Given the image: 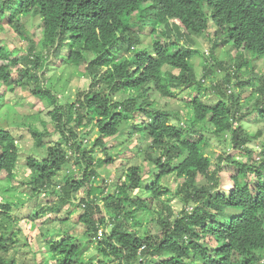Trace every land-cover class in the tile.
Segmentation results:
<instances>
[{"label":"trees","instance_id":"obj_1","mask_svg":"<svg viewBox=\"0 0 264 264\" xmlns=\"http://www.w3.org/2000/svg\"><path fill=\"white\" fill-rule=\"evenodd\" d=\"M29 14L41 17L44 34L39 48L32 42L22 57H18L20 51L0 46V120L10 107L6 95L16 87L29 89L35 84L32 94L54 107L49 115L61 141L47 146V129L33 128L29 117L23 123L37 147H48L41 161L27 160L32 172L30 200L44 193L57 198L50 207L39 205L32 214L58 213L61 208L55 203H70L83 208L78 223L85 227L80 238L66 233L63 239L50 241L45 247L48 258L37 264H94L96 255L102 256L97 264H264V141L254 146L264 131L253 134L244 125L255 115L256 123L264 126V74L240 80L250 71L245 59L226 61L227 66L217 60L219 47L230 43L238 54L253 52L264 58V0H0V31L9 27L25 37L22 22ZM211 27L218 40L211 48L212 60L227 77L207 90L217 93L221 101L210 105L203 93L190 97L185 103L189 117L183 122L184 117L152 97L157 93L175 99L177 88L204 83L195 74L193 58L198 51L192 38L206 34L211 40ZM50 55L63 66L84 65L92 78L89 90L64 107L58 105L52 89L40 84L38 73L47 70ZM205 68L207 78L214 69ZM247 86L253 91L242 102ZM119 94L126 98L117 99ZM135 116L143 119L133 125L131 134L149 140L146 155L153 170L146 172L148 179L139 167H129L110 186L108 180L99 179L98 171L115 159L106 140L120 136L122 125ZM92 126L101 130V136L89 145L82 133ZM205 130L251 161L225 151L213 167ZM19 137L0 127L3 191L15 190L9 183L16 178L20 160ZM257 151L259 157L254 160ZM73 152L76 165L62 185L56 178ZM224 171L231 182L229 191L220 190ZM170 175L183 180L177 192L182 202L177 217L163 200L170 193L164 184ZM199 176L205 180L200 185ZM82 190L87 195L79 204L73 203ZM13 195L0 203V264H15L5 259L6 246L15 237L11 212L15 204L24 203ZM138 215L156 216L150 222L160 226V233L136 229L141 224V218L134 220ZM50 234L42 233L43 239ZM93 246L96 252L89 250Z\"/></svg>","mask_w":264,"mask_h":264},{"label":"rangeland","instance_id":"obj_2","mask_svg":"<svg viewBox=\"0 0 264 264\" xmlns=\"http://www.w3.org/2000/svg\"><path fill=\"white\" fill-rule=\"evenodd\" d=\"M40 20L38 17L31 14L23 18L22 24L25 25L24 28L27 31L25 33V37H20L15 30L9 27L2 29L0 31V46L3 45L9 47L11 50L15 49L20 51L18 57H22L28 53L32 42H34L37 48V45L42 40L43 33V30L39 25ZM175 22L179 24V21ZM184 33V35H187L186 31ZM209 34L211 35V40L208 39L206 34L204 36L192 38L196 42L195 45L193 44V48L198 51V55L193 58L195 74L198 80L202 81L205 79L206 81L201 85L193 84L191 87L184 86L182 88H177L175 91V99H165L160 97L157 93H154L152 97V99L164 108L172 110L175 113H179L181 117H184L183 122H186V117H189V111L185 106V103L190 97L198 96L199 93H203V100L210 105L217 104L221 101V98L217 93L207 90V88L221 83L224 79H226L225 77H227V73L223 70H218V67L215 64L223 62L225 66H227L226 61L232 62V60H234V62H236L239 57L245 59L249 63L248 66L250 68L249 74L243 77L241 76L239 78L240 80H251L254 79L255 74H264V58L259 59L253 52L238 54L235 52L231 43L226 46L221 45L219 47V55L217 57L218 63L212 60L213 55L211 54V48L215 42H218V40L214 37L213 27L210 28ZM184 44L187 43H183V45ZM66 54L67 53L65 52L61 53V55L65 56ZM216 55L217 53L215 56ZM47 61V70L38 73L41 82L40 84H43L44 87L47 85L48 88L52 89L51 92L57 97L59 106L64 107L67 104L75 102L77 95L80 92L89 90L92 78L88 75V73H86L84 65L76 66L73 64L63 66V62L59 63L58 58H51V55ZM205 66L214 69V72L211 75H208L207 78H205ZM19 67L22 66L20 65ZM252 68L254 69V73L251 71ZM174 73H178V71H174ZM13 75L17 79L16 71ZM236 82L237 79L234 78L230 85L234 87ZM34 86L35 84H32L29 89L16 87L14 92H8L6 98L10 107L8 108V113L0 120V127L10 129L15 134L20 136L18 138L20 160L15 169L16 178L14 181L9 183L12 189L15 190L10 192L0 189V203L5 204L6 198L10 197L13 193L15 194L13 195L15 201L16 197H21V200L24 203L22 204L23 206L15 204L13 211L11 212L12 218L15 220V225L13 226L15 237L13 242H9L6 246L9 248V254L5 257V259L10 260V263L13 261L15 264H37L39 260L41 261L42 259L48 258L47 253H45V247L50 241L53 239L61 240L66 237V233H73L76 237L80 238V236H83V233L85 232V227L79 225L78 223V217L83 212V208L79 209L76 206L73 207L70 203L62 206L55 203L56 207L58 206L59 209L61 208L58 213H51L48 211L44 214V216H42V214H32V211H34L39 205L41 207H50V205L53 204L57 198L53 195H51V198L49 194L46 193V197L42 194L37 199L30 200L31 189L29 188L28 180L30 179L32 172L27 167V160L29 157H36L37 160L41 161L46 157L47 146L51 144L53 145L56 141H61V136L55 130L54 122L51 120V116L49 115L50 111H52L54 107L50 106L46 100H40L37 96L32 94ZM252 91V87L250 86L245 88L242 102L246 101ZM125 98V95H117V99L119 100H123ZM27 117L31 118L30 123L33 125V128H36L41 132H44L47 129V132H49L48 138H45V142H47L46 147L41 149L35 145V140L31 135L29 128L23 124L27 121ZM142 119L143 118L141 116H135L132 122L122 125L121 129H123L124 132L120 136L117 138H108L106 140L108 149L112 151L111 154L114 155L113 157L115 159L111 165L100 167L98 171L101 176L99 179H108L111 183L110 186L119 182L121 176L125 174V170L129 167H139L141 169V173L144 172L145 178L148 177L146 172L153 170V164L148 160L146 155L148 151L150 152L149 140L145 139L143 135L132 136L131 134L133 125ZM96 122L97 121L95 120V124ZM244 123L247 130L253 134L260 130L264 131V126L256 123L255 115L250 117V119H247ZM80 132L82 133V131ZM82 134L88 136L86 137L85 142L89 140L87 143L91 145L96 141V139L100 138L101 130L92 126L88 130H85ZM203 135L209 139V146L206 147V149L207 155L212 159L213 167L218 164V156L222 155L225 151H227L226 153L228 154L235 153L231 149L232 147L227 149L228 146L224 144L223 140L215 137V134H213L212 131L205 130ZM195 139L198 141L199 137H196ZM261 141H264V135L261 140L254 143V146H261ZM88 149L90 150L91 147H88ZM117 153H120L119 156L115 155ZM99 155L100 157H104L103 152ZM235 156L236 159H240L244 162L251 161L240 152H236ZM155 157H159V155L156 154ZM258 157L259 155L257 151L254 154L253 159L255 160ZM75 162L76 155L73 152V154L70 155L69 163L63 167L56 178V180H58L62 185L68 175V170L74 168L76 165ZM213 167L212 169H214ZM227 176L228 174L225 171L221 174L222 182L220 190L222 191H229V189H231V182L227 179ZM182 181V179H178L175 175H170L164 180V184L170 193L163 197V200L165 201L164 203L171 206L175 213V217L179 216L182 210V202L180 200L181 195L177 194L178 187L181 185ZM203 181H205L204 178L199 176L197 184L200 185ZM100 183L98 184L99 186ZM4 187L6 189L8 185H5ZM86 191L84 192V190H82L78 192L76 195L77 199L86 196ZM110 191H112V189ZM160 208L161 206L158 209ZM2 211L3 210H1L0 214L3 213ZM70 211H74V213L71 214ZM141 214L142 213H140V215ZM140 215L134 219L138 221L141 218V224L136 225V229L141 231L143 228H148V233L150 235L160 233V226L155 221L150 222L152 219L157 220L156 216L150 215L143 217V215ZM47 232L51 233L49 238L43 239L44 237L42 236V233L46 234ZM76 243L79 242L76 241ZM95 248L96 247L93 246L89 250L96 252ZM90 251L88 252L89 254ZM96 257L97 258L94 264H97L96 262L98 261V257L102 256L96 255Z\"/></svg>","mask_w":264,"mask_h":264},{"label":"clouds","instance_id":"obj_3","mask_svg":"<svg viewBox=\"0 0 264 264\" xmlns=\"http://www.w3.org/2000/svg\"><path fill=\"white\" fill-rule=\"evenodd\" d=\"M32 15V14H31ZM33 16H35V15H33ZM36 17H38V16H36ZM39 18V20L41 19V17H38ZM177 21V20H176ZM178 24V23H177ZM179 24H181L180 22H179ZM39 25H40V27L42 28V30H43V33H42V36H43V34H44V27L42 26V20H40V22H39ZM37 46H40V45H37ZM39 48V47H38ZM206 80L205 79H203V82H205ZM106 181L108 180V179H105ZM109 181V180H108ZM108 183V182H107ZM109 183H110V181H109ZM111 184V183H110ZM111 193V192H110ZM101 204V206L103 205V203H100Z\"/></svg>","mask_w":264,"mask_h":264},{"label":"built area","instance_id":"obj_4","mask_svg":"<svg viewBox=\"0 0 264 264\" xmlns=\"http://www.w3.org/2000/svg\"><path fill=\"white\" fill-rule=\"evenodd\" d=\"M230 92H231V91H229V93H230ZM235 125H236V124H235ZM43 196L46 197V193H44ZM76 200H77V203H76ZM76 200L74 199L72 202H73V203H76V204H79V203L81 202V198H78V199H76Z\"/></svg>","mask_w":264,"mask_h":264}]
</instances>
